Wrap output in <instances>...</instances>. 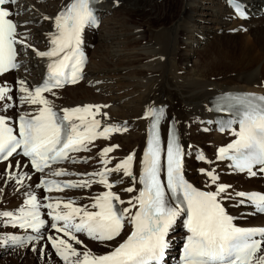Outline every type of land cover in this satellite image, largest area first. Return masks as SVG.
Listing matches in <instances>:
<instances>
[{
  "label": "snow or ice",
  "instance_id": "1",
  "mask_svg": "<svg viewBox=\"0 0 264 264\" xmlns=\"http://www.w3.org/2000/svg\"><path fill=\"white\" fill-rule=\"evenodd\" d=\"M16 2L17 0H0V6H9ZM230 2L236 14L244 18L241 5L235 0ZM95 3L97 0H71L66 8L55 16V32L50 36V50L36 52V55L52 61L47 65L48 79L34 91L25 87V81H19V92L23 94L20 96V103L41 107L31 119L25 115L19 116L18 135L8 126L6 117L0 115V161H8L14 154L22 155L28 158L30 168L35 173L54 177L75 175L63 169L53 170L52 165L69 159L76 163L70 153L89 151V145L98 138L108 139L113 133L127 131L126 127L116 125H106L99 130L102 124L101 119L97 117L108 118L107 113L101 111L106 105L63 109L61 117L53 111L49 100L42 95L62 88L66 83L75 84L81 79L85 64L81 37L87 26L97 24L93 12ZM11 15L7 7H0V74L18 67L15 61L20 49L17 45L23 48L31 47L26 42V37L17 38L18 25L10 18ZM12 99V89L0 86V101ZM225 99L229 102V108L238 106L236 114L239 116V131L233 133L236 137L233 142L218 149L217 160L231 161L236 172L244 173L250 178L258 174L264 176V96H230ZM9 108L10 104L0 105V109L5 111ZM164 117L162 106L149 108L142 117L150 119V127L147 146L140 161L141 171L138 179L132 171L135 153L127 155L114 167L109 168L111 160L106 158L119 145L104 147L100 150L104 167L99 171L83 174L92 179L60 183L42 176L35 185L48 193L91 188L93 184H100L108 189L93 197L92 203L84 207H75V201L41 204L35 194L29 193L27 199L22 202L24 207H20L18 213L0 211V217L13 229L40 233L45 229V220L41 219L40 209H47V216L51 219L49 227L55 233L67 237V240L62 239L60 235L47 237L55 255L64 264H161L169 247L170 230L182 214L187 216L184 227L189 235L183 246L181 264H264V254L258 255L264 250V241L252 239L257 235L264 237V228L235 226L233 217L222 204V201L236 197V202L242 204L248 201L257 213L264 214V194H246L232 190L231 185L218 182L217 173L204 169H201V174L208 178L206 184L210 182L215 186L214 190L201 191L194 188L184 177L186 151L181 146L174 127L166 131L162 144L161 122ZM197 158L201 162L211 163L203 154ZM14 168L21 171L13 174L9 169ZM23 168V161L7 165L3 170L7 172L6 180L14 182L15 185H22L26 179L31 180V171L24 172ZM113 173L122 175L110 182L108 177ZM162 174L166 183L162 182ZM124 178H130L133 183L141 186L139 189L132 186L122 189L127 193L138 191V195L127 201L111 191L117 183H123ZM166 190L171 194L170 198L166 196ZM0 195H4L3 191H0ZM43 199L50 198L45 196ZM170 200L179 202L173 205ZM115 203H126L129 206L119 209ZM133 209H136L134 213ZM126 218L132 230L110 253L93 255L88 250L81 253L73 246H84L77 234H85L97 243L115 240L120 237ZM0 227H3L2 223ZM8 239L20 246L26 243L16 236H9ZM39 252L44 253L43 247Z\"/></svg>",
  "mask_w": 264,
  "mask_h": 264
},
{
  "label": "bare ground",
  "instance_id": "2",
  "mask_svg": "<svg viewBox=\"0 0 264 264\" xmlns=\"http://www.w3.org/2000/svg\"><path fill=\"white\" fill-rule=\"evenodd\" d=\"M164 1L167 0H101L98 7V13L102 19L101 27L97 33L93 35L89 33L87 36L88 43L94 45V48L89 51L90 60L84 81L61 93L55 92L51 97L44 96L49 100L50 105L57 109L86 104L106 105L107 107L102 108L101 111L106 112L108 118L104 119L100 116L102 127L129 126L130 131L126 134L112 135L104 141L105 146L119 145L116 151L108 154V159H122L131 151L139 157L146 139L147 121L142 117L149 108L156 105L164 106L165 113L175 120L181 140L185 141L184 145L190 142L201 146L200 144L204 143L202 140L205 137L204 134L192 126L187 129L186 124L208 117L209 99L229 91L264 94V86H262L264 82V16L261 14L264 0H241L252 14L245 22L232 19L231 13L224 4L225 0L222 2L221 0H198L200 3L198 9L190 6L193 0H180L178 15L171 20V12L169 14L168 9L164 8ZM70 2L71 0H24L17 5L16 11L22 13L20 23H24V27L20 29L21 38L26 37V42L31 45L30 48H24L22 55L23 66L29 72L10 74L0 78L2 81L0 86L9 87L12 89V94L15 91L12 100L0 101V105L5 103L11 105V108L6 111L1 109V114L14 116L18 112L17 108L22 104L20 96L23 94L19 92V84L14 85L9 78L15 76V80L25 81V87H27L28 81H35L40 76L47 57L42 58L36 55V52L47 51L46 42L54 31V18ZM113 5L116 7L114 11ZM117 15L123 16L121 20L115 17ZM194 16L197 17L196 29L192 31L191 43H188L187 36L190 32L188 24ZM131 19H139L142 24L134 25L132 32L126 30L124 34L122 28L127 27L126 24ZM153 21H158V25L154 26ZM214 30H218L220 34L224 33L222 38H226L225 34L239 37L241 32L245 31L250 35L251 41L242 38L236 41L237 43L223 44L222 38L213 39ZM158 44L161 45L159 49ZM255 49H257L256 54ZM230 52L240 54L238 69L231 70L234 73L232 76H215L214 68L226 70L229 67L228 64H222L226 62ZM197 54L205 59L196 61ZM155 63L162 64V67L158 65L160 70H155L157 67H153L155 69L147 67ZM180 63L181 68L177 69L176 64ZM207 138L208 142H211V147L203 152L212 154L221 144L222 138L216 134H210ZM88 157H100V153L92 152ZM211 164L217 168L215 163ZM91 168V163L87 166H67V170L75 175L88 173ZM22 170L27 172L26 168ZM11 171L15 174L21 169L14 168ZM224 171L226 173L222 176V180L227 181L232 190L252 191L259 183L256 179H249L239 174H228L227 170ZM0 173H2L0 174V183L2 182L0 191L4 193L0 195V211H12V209L18 210L24 207L22 202L27 199L29 193L35 194L39 200V190L35 187L33 175L31 180L26 179L20 186L12 181L5 183L3 179L7 177V173L3 171L1 165ZM120 175L113 173L109 177L116 180ZM193 176V182L199 179ZM81 179L83 178L77 181ZM130 185L128 178H124L123 185L118 186L117 190L122 191ZM95 187L102 189L100 184H93L92 188ZM139 187L140 185L136 183L135 188L139 189ZM76 195L92 200L88 191L78 192ZM122 195L128 200L138 195V191ZM233 201L235 200L222 202L228 210L237 214L240 210L234 211L228 205ZM240 219V224L246 227L258 225L259 221L264 220L259 217L250 219L249 222L246 218ZM2 221L0 217V223ZM41 247L44 249L43 254L39 252ZM94 248V245L84 243L83 251H92ZM12 253L7 259L10 264H17V258L21 256L23 260L28 259L23 264H34L37 258L44 264H59L56 260H51L48 251L39 242L22 247L19 253ZM0 259H3V256Z\"/></svg>",
  "mask_w": 264,
  "mask_h": 264
},
{
  "label": "rangeland",
  "instance_id": "3",
  "mask_svg": "<svg viewBox=\"0 0 264 264\" xmlns=\"http://www.w3.org/2000/svg\"><path fill=\"white\" fill-rule=\"evenodd\" d=\"M195 1H196V3H195ZM193 0L191 3V7L192 8H194V9H198L199 8V6H200V3H198V0ZM160 2V1H159ZM221 2H222V0H221ZM117 4V3H116ZM196 4H199V5H196ZM115 5V4H114ZM112 6V8H114V9H112L113 11L114 10H116L115 8V6ZM164 8H167L168 9V11H169V14H170V12H171V17H170V19L171 20H173V19H175L176 17H177V15H178V12H179V9H180V0H167V1H164ZM167 11V12H168ZM118 20H121L120 18H122L123 16H121V15H117V16H115ZM197 17L196 16H194L193 17V19L192 20H190L189 21V24H188V28L190 29V32L188 33V36H187V42L189 43L190 41H191V38L193 37V32L192 31H194V29H196V22H197V19H196ZM131 23V24H130ZM135 23V24H134ZM158 21H153V25L155 26V25H158ZM136 24H142L141 23V21H139V19H131V21H129L128 22V24H126V26L127 27H123L122 28V31H123V33L125 34L127 31H131L132 32V30H133V26L134 25H136ZM190 25V26H189ZM252 29H254V28H252ZM127 30V31H126ZM213 34H214V38L213 39H221L222 38V36H224L223 34L224 33H221L220 34V32L218 33V30L216 31V30H214V32H213ZM225 36H226V38H222L221 39V41L223 42V44H229V43H237L236 41H239L240 39H242V38H246V39H248V40H250L251 41V37H250V35L248 34V33H246L245 31H243V33L241 32V35L238 37V36H234V35H228V34H225ZM242 36V37H241ZM219 37V38H218ZM191 43V42H190ZM193 44H191V46H192ZM158 47V49H159V46H161V45H157ZM256 52H257V49H255L254 50V53L256 54ZM230 55H227V59H226V62L225 63H223L222 65H229V67L226 69V70H218V69H216V68H214L215 70L213 71L215 74V76H218V77H228V76H232L234 73L231 71V70H233V69H238V62H239V57L238 56H240V54H239V52H230L229 53ZM200 56H202V55H200ZM205 59V58H204ZM203 59V56L202 57H199V55L197 54V56H196V61L197 60H204ZM158 65L160 66V67H162V64L160 63H155V64H152V65H148L147 67L150 69V68H152V69H155V68H153V67H157L155 70H160L161 68L160 67H158ZM176 66H177V69L178 68H181L180 66H181V63L180 64H176ZM210 66H215V65H210ZM233 67H235V68H233ZM257 67V66H256ZM223 71V72H222ZM215 79V78H214ZM262 86H264V82H262ZM109 107H110V105H108ZM187 128V127H186ZM190 128V127H189ZM189 128H187V129H189ZM2 172V171H1ZM4 181H5V183H6V181H8V180H6V178L4 177V179H3ZM2 185V182L0 183V186ZM20 186H22V185H20ZM21 249V248H20ZM40 249V248H39ZM16 252L18 253L19 252V249L18 250H16ZM13 253H12V251H8L6 254H5V256H4V254H3V259H0V264H10V262H8L7 261V259H8V257H10L11 255H12ZM1 256V255H0ZM25 260H28V259H25ZM25 260H23V257L21 256L20 258H17V264H23L24 263V261ZM34 264H44L43 263V261L41 260V259H36V261H35V263Z\"/></svg>",
  "mask_w": 264,
  "mask_h": 264
}]
</instances>
